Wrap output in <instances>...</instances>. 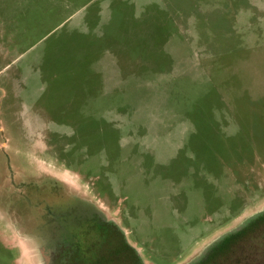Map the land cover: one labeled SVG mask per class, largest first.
<instances>
[{
	"label": "rangeland",
	"instance_id": "obj_1",
	"mask_svg": "<svg viewBox=\"0 0 264 264\" xmlns=\"http://www.w3.org/2000/svg\"><path fill=\"white\" fill-rule=\"evenodd\" d=\"M262 213L264 0H0V264H194Z\"/></svg>",
	"mask_w": 264,
	"mask_h": 264
},
{
	"label": "trees",
	"instance_id": "obj_2",
	"mask_svg": "<svg viewBox=\"0 0 264 264\" xmlns=\"http://www.w3.org/2000/svg\"><path fill=\"white\" fill-rule=\"evenodd\" d=\"M263 220H264V213L248 221L244 226H242L240 229L236 230L235 232L225 235L223 238L219 239L213 246H211V248L207 250V252L194 264L213 263L215 259L219 255H221L222 252L228 249L230 243H232L235 238L240 237L242 234H244L248 230H252V228L255 227L256 222L263 221ZM138 263L141 264L140 262Z\"/></svg>",
	"mask_w": 264,
	"mask_h": 264
},
{
	"label": "flooded vegetation",
	"instance_id": "obj_3",
	"mask_svg": "<svg viewBox=\"0 0 264 264\" xmlns=\"http://www.w3.org/2000/svg\"><path fill=\"white\" fill-rule=\"evenodd\" d=\"M44 239H47V238H44ZM75 251L76 250L73 251L71 249H67L65 251V249H64V253H63L65 255L64 258H68L70 261H72V259H74L75 258V255H76ZM77 261H78V254H77Z\"/></svg>",
	"mask_w": 264,
	"mask_h": 264
}]
</instances>
